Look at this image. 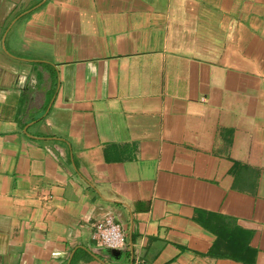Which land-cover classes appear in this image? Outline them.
Returning a JSON list of instances; mask_svg holds the SVG:
<instances>
[{
    "label": "crops",
    "instance_id": "obj_1",
    "mask_svg": "<svg viewBox=\"0 0 264 264\" xmlns=\"http://www.w3.org/2000/svg\"><path fill=\"white\" fill-rule=\"evenodd\" d=\"M0 264H264V0H0Z\"/></svg>",
    "mask_w": 264,
    "mask_h": 264
},
{
    "label": "built area",
    "instance_id": "obj_2",
    "mask_svg": "<svg viewBox=\"0 0 264 264\" xmlns=\"http://www.w3.org/2000/svg\"><path fill=\"white\" fill-rule=\"evenodd\" d=\"M93 238L100 245L118 249H122L126 242L122 225L114 214H107L93 223Z\"/></svg>",
    "mask_w": 264,
    "mask_h": 264
},
{
    "label": "trees",
    "instance_id": "obj_3",
    "mask_svg": "<svg viewBox=\"0 0 264 264\" xmlns=\"http://www.w3.org/2000/svg\"><path fill=\"white\" fill-rule=\"evenodd\" d=\"M229 243L236 251H242L244 248L243 245L239 243L237 240H235L233 236L231 237V241Z\"/></svg>",
    "mask_w": 264,
    "mask_h": 264
}]
</instances>
